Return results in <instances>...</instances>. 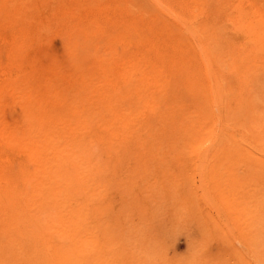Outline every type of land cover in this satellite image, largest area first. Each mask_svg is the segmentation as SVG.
I'll return each instance as SVG.
<instances>
[{"label": "rangeland", "instance_id": "rangeland-1", "mask_svg": "<svg viewBox=\"0 0 264 264\" xmlns=\"http://www.w3.org/2000/svg\"><path fill=\"white\" fill-rule=\"evenodd\" d=\"M263 28L264 0H0V264H264Z\"/></svg>", "mask_w": 264, "mask_h": 264}, {"label": "bare ground", "instance_id": "bare-ground-1", "mask_svg": "<svg viewBox=\"0 0 264 264\" xmlns=\"http://www.w3.org/2000/svg\"><path fill=\"white\" fill-rule=\"evenodd\" d=\"M262 25H263V23H257V26H259L260 28H261Z\"/></svg>", "mask_w": 264, "mask_h": 264}]
</instances>
